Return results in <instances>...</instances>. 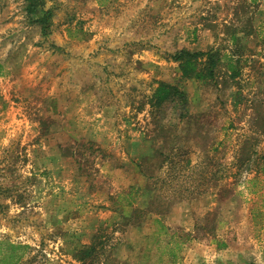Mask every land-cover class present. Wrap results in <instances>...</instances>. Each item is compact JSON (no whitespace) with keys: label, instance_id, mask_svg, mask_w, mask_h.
Here are the masks:
<instances>
[{"label":"rangeland","instance_id":"374dc122","mask_svg":"<svg viewBox=\"0 0 264 264\" xmlns=\"http://www.w3.org/2000/svg\"><path fill=\"white\" fill-rule=\"evenodd\" d=\"M101 228L98 264H264V0H0V239L83 264Z\"/></svg>","mask_w":264,"mask_h":264},{"label":"trees","instance_id":"16d2710c","mask_svg":"<svg viewBox=\"0 0 264 264\" xmlns=\"http://www.w3.org/2000/svg\"><path fill=\"white\" fill-rule=\"evenodd\" d=\"M203 51H196L192 52L190 50H182L177 56L175 57L181 63L182 74L185 77H196L200 76V70L197 69V58L204 54ZM207 54V53H206ZM210 56V54H208ZM157 102H165V101H176V100H186V93L185 91L181 90L176 85H172L166 82H161V84L157 87ZM133 190V187H132ZM132 190L124 193L125 195H131ZM123 198V193L118 194L119 201ZM134 200L128 202V206H134ZM132 217H134L137 212L138 208L135 207L132 210ZM252 213L255 214V208L252 209ZM130 219V216L128 217ZM130 222H127L129 224ZM163 229H166L164 224H161ZM101 231H106V228H101L100 232L98 231L97 234L94 235L93 242L90 247H84L83 249L77 251L75 257L83 261L82 263L85 264L89 259L88 264H98L100 262V253L105 251L107 246L105 239H109L110 241V233L101 234ZM31 249V245L28 243L23 242H14L9 238L0 239V264H22L29 261L30 256L29 250ZM100 249L102 251H100Z\"/></svg>","mask_w":264,"mask_h":264},{"label":"crops","instance_id":"0c3cea01","mask_svg":"<svg viewBox=\"0 0 264 264\" xmlns=\"http://www.w3.org/2000/svg\"><path fill=\"white\" fill-rule=\"evenodd\" d=\"M208 243H203L201 244V246L198 248V250L200 251L201 253V259H200V262H209L212 263V258L214 257L212 254H211V251H213L215 253L216 251V244L214 246H210L209 244L207 245ZM191 251V249H190Z\"/></svg>","mask_w":264,"mask_h":264}]
</instances>
